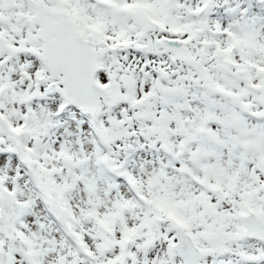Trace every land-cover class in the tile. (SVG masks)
I'll return each mask as SVG.
<instances>
[{
    "label": "snow or ice",
    "instance_id": "6c2138e0",
    "mask_svg": "<svg viewBox=\"0 0 264 264\" xmlns=\"http://www.w3.org/2000/svg\"><path fill=\"white\" fill-rule=\"evenodd\" d=\"M0 264H264V0H0Z\"/></svg>",
    "mask_w": 264,
    "mask_h": 264
}]
</instances>
